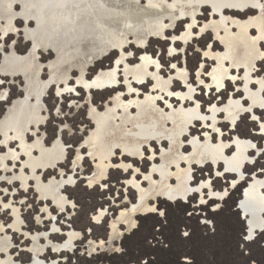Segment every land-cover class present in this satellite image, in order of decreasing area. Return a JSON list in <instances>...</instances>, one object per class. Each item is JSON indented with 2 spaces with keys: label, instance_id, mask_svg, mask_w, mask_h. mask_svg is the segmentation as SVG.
Masks as SVG:
<instances>
[{
  "label": "rangeland",
  "instance_id": "obj_1",
  "mask_svg": "<svg viewBox=\"0 0 264 264\" xmlns=\"http://www.w3.org/2000/svg\"><path fill=\"white\" fill-rule=\"evenodd\" d=\"M37 1L0 0V80L4 81L0 96L5 97L0 100V238L11 243L5 251L0 250V264H10L9 258L21 264L30 263L36 241L40 245L48 240L60 245L68 241L71 233L78 234L72 252L55 253L48 248L42 259L60 260V264H185L186 260L191 264H264V230L256 233L252 241H246L245 221L236 209L243 190L252 180L251 175L264 179V153L259 156L251 153L255 163L246 167L247 178L236 187L232 186L234 176L225 174V178H217L211 164L203 168L192 166L191 185L199 186L210 180L213 191H227L224 199L209 200L208 189L203 190V200L198 194H191L194 196L190 195L187 201L150 198L148 204L157 209L156 213L153 209L140 211L133 218L122 215L138 204V192L128 182L136 177L143 187H149L144 176L150 173L155 161L161 164V146L152 145L154 161L151 149L146 147L141 159L123 156L117 151L110 160L109 170L107 162L100 166L102 153L98 140L102 123L114 109L122 113L121 106L125 103L135 99L145 101L148 95L161 94L162 99L156 102L165 111H170L166 101L175 109L182 105L186 110L198 103L201 114L210 117L213 107L226 106L231 97L246 98L243 67L236 70L229 61L225 63L235 75L225 86L213 85L210 79L213 67L218 66V57L226 51L216 36L215 27L209 26L213 19L220 18L205 8L189 40L182 39L188 31V20H183L174 26L171 23L165 38H149L145 46L131 43L122 52L110 47L99 58L103 39L97 38L95 26L85 18L86 3L78 6L82 18L75 28L67 23L58 28L53 21V14L58 10L54 3L44 8L47 22L43 33L35 19L37 9L30 11L31 15L23 12L25 5ZM138 1L147 3V0ZM256 15V11L225 12V16L242 21ZM205 26L208 27L201 33L200 28ZM233 30L238 32L236 27ZM220 35H224V30ZM250 35L257 37L258 31L253 29ZM130 38L134 41L133 35ZM35 40L39 49L31 53ZM69 48L73 53L61 61L62 50ZM259 48L264 51V40L260 41ZM16 56L25 59L22 63H13ZM147 57L158 63L160 76L170 81L171 97L154 88L152 74L156 69L144 61ZM257 63L253 76L259 84L264 82V57L258 66ZM52 76L55 82L42 91L39 103L36 104L33 94L28 105L30 124L23 143L21 135L4 141L3 124L10 113L22 109L28 90H40V83L45 85ZM139 78L143 79L139 81ZM131 86L134 90L130 91ZM252 88L259 89L256 84ZM192 89L193 99L183 104L174 95L186 94ZM130 111L137 112L135 107ZM256 115L257 120L251 114L241 117L232 128L224 113H219L222 138L228 141L237 136L251 140L262 150L264 133L260 125L264 124V111H257ZM210 121L204 125L198 120L190 127L183 139L185 154L192 153L193 139L205 142L208 133L218 143V134L212 131ZM27 145L33 148L34 164L26 165ZM55 145H60L64 152L55 153L52 158L56 160L43 158L48 159V166L35 169L42 151ZM166 146L164 142L163 148L168 149ZM226 152L232 153L233 148ZM124 163L131 165L127 171L121 166ZM221 165L220 162V169ZM62 175L75 178V183L63 190L68 200L63 209L45 190L52 178L60 179ZM172 180L176 185L175 179ZM159 211L164 216L158 215ZM15 212L21 219L18 227H15ZM54 223L59 230H52ZM184 232H188L187 237Z\"/></svg>",
  "mask_w": 264,
  "mask_h": 264
},
{
  "label": "bare ground",
  "instance_id": "obj_2",
  "mask_svg": "<svg viewBox=\"0 0 264 264\" xmlns=\"http://www.w3.org/2000/svg\"><path fill=\"white\" fill-rule=\"evenodd\" d=\"M170 1L172 3L169 4L166 0H147V3L143 4L138 0H39L25 5L23 9V12L30 15V11L37 9L35 19L38 23V29L45 33L47 18L44 14V8L48 9V6L54 3L58 10L53 14V21L56 22L58 28L63 23H67L72 28H75L77 22L82 18L78 12V6L80 3H86L87 8L84 11L85 18L95 26L97 38L103 39L101 51L99 50V58L110 47H115L116 50L122 52V49L131 43L137 44V46H145L149 38H165V32L170 28L169 26L183 20H188V31L183 35L182 39L185 41L189 40L192 37L191 32L193 26L197 24V18L205 8L220 18L218 21L213 19V24L209 26L215 27L216 36L223 42L226 51L218 57V66L215 69L213 67L212 76L210 75L212 78L210 79H212L213 85L219 87L222 85L225 86L227 81L235 79V75L232 74L231 69L225 63L229 61L232 68L234 67L236 70H240L243 67L246 71L244 74L245 78L243 79V91L249 99L248 105L243 104L241 99L236 100L231 97L226 106L222 108L213 107L211 109L212 115L207 117L201 114L198 103H196L194 108L186 110L182 105L179 109H175L170 101H166L165 103L168 104L170 111H165L156 102L159 98L162 99L161 94L158 96L148 95L145 101L135 99L131 103L122 105V113L114 109L107 120L102 123L98 140V147L102 153L100 166L107 162L108 170L112 167L110 160L116 155L117 151H120L123 156L126 155L141 159L144 155V148L149 147L151 152H153V143H157L162 149V153L160 154L161 164L155 161L150 173L144 176L149 183L148 188L143 187L137 181L136 177L128 182L138 192V204L130 212L128 211L126 212L127 214L123 213L122 215H131L132 218L140 211H150L153 209L148 204L150 198L157 199L158 197H164L171 201H186L188 199L187 197L195 192H199L201 197H203V190L209 189L211 197L224 199L227 196V191H213L210 180L207 182L203 181L199 186L191 185L194 175L192 166L197 165L199 168H203L211 164V167H214L216 176L225 178V174L227 173L234 175L236 178L235 181H232V186L234 187L240 180L247 178L244 172L247 165L250 166L255 163L256 158L248 152L254 150H256L257 154H261L262 152L256 146L255 142L243 140L235 136L233 141L234 147L236 148L234 150L235 152L233 151L234 153L232 155L231 153L228 154L226 149L231 146L232 141H226L222 138L223 133L218 128L220 122L217 116L219 113H224L226 122L235 126L247 112L252 113L251 115L253 117H257L255 114L256 108L264 111V82L259 81L258 84L255 82L258 79H254L253 76L256 71V69L253 70L256 61L259 63L264 57V51L259 48L260 41L264 40V0ZM228 10L239 13L256 11L257 15L250 17L246 21H242L238 18L225 16V12ZM167 20L169 24H167ZM171 23L172 25H170ZM207 27L200 28L201 33ZM234 27L238 29L237 33H234ZM253 29L258 31L257 37L250 35ZM221 30H224V35H220ZM131 35L134 36V41L130 40ZM38 49L39 44L35 40L31 53L37 52ZM62 51L63 54L60 56L61 61H65L73 53L71 48L63 49ZM24 59L25 57L16 56L14 60L12 59V62L22 63ZM144 61L146 63H152L155 66L156 71L152 74V78L155 81L154 88L162 93L165 92L171 97L172 93L169 89L171 83L169 80H165L160 76L158 63L149 57L145 58ZM52 77L45 85L40 83V90H28L22 109L10 113L2 129L5 138L8 132H14L15 134L20 133L22 137L21 142L23 141L26 121L24 116L29 117L27 108L33 100L32 96L33 94L36 95L35 100L36 104H38L42 91L45 88L51 87L55 82V76ZM142 79L139 78L138 80L141 81ZM253 84H256L259 89L253 90ZM129 89L130 91L134 90L132 86ZM223 89L224 87L219 92ZM174 95L183 104L187 99L192 100L195 93H193L192 89L186 94L179 93ZM131 107H135L137 112L132 113L130 111ZM209 119L212 121V131L218 133V143L215 144L211 139V134L208 133L206 135L207 137H205V142H201L199 139H193L190 144L192 153L189 155L185 154L182 150L184 146L183 139L189 133L190 127L198 120H201L204 125H207ZM262 131L264 133V129ZM164 142L169 146L168 149L163 148ZM61 150L64 152L60 145H55L53 149L43 150L41 160L35 163L34 168L48 166V159H42L45 157L51 159L55 153ZM24 151L28 159L26 165L28 163L34 164L35 157L33 155V148L27 145ZM154 157L155 155L152 153V160ZM52 159L56 160V158ZM220 162L225 165L224 171L220 169ZM121 166L126 171L129 169L125 163ZM173 178L177 182L176 185L172 184ZM74 183L75 178L73 176L66 178L62 175L60 179L52 178L45 188L47 196L52 198L57 205L66 208L68 200L63 195V190ZM239 208H242L244 216L248 215L249 235L254 236L257 231L264 229V179H259L257 176L253 177L249 188L245 191V197L239 203ZM52 230L57 231L59 228L54 225ZM45 236L47 237V235ZM77 237L78 234L71 233L69 234L68 241L60 245L54 244L49 240L45 245H40L35 240L33 262L29 264H59V262L53 260L51 263L43 261L40 256L48 248H52L55 252L73 250ZM10 244L9 239L0 238L1 251L9 248ZM8 262L10 264H21L14 262L12 258H9Z\"/></svg>",
  "mask_w": 264,
  "mask_h": 264
},
{
  "label": "crops",
  "instance_id": "obj_3",
  "mask_svg": "<svg viewBox=\"0 0 264 264\" xmlns=\"http://www.w3.org/2000/svg\"><path fill=\"white\" fill-rule=\"evenodd\" d=\"M243 94H245L244 93V91H243ZM246 97V96H245ZM246 99H248L247 97L246 98H244V99H241V101H242V103H244V101H248V100H246ZM249 103V102H248ZM15 111V110H14ZM255 111L257 112V111H260L259 109L257 110V108L255 109ZM29 112V111H28ZM27 112V113H28ZM256 112H255V114H256ZM252 114V113H251ZM29 115H30V112H29ZM24 119H26V121H25V127H24V132H26L27 131V129L29 128V124H30V116L28 117V116H24ZM28 124V125H27ZM26 134V133H25ZM218 134V133H217ZM13 135H21L20 133L19 134H15L14 132H8V134H7V136H6V138L4 137V141H7L8 142V140H9V138H12V136ZM232 142L231 143H233L234 144V138L231 140ZM251 141V140H250ZM256 146H257V144H256ZM258 147V146H257ZM231 148H233V151L236 149L232 144H231V146H229V148H227V149H231ZM227 149H226V151H227ZM254 151H256V150H254ZM254 151H250V152H248L250 155H251V153H254L255 154V152ZM235 152V151H234ZM234 152H232V153H234ZM154 155H155V152L153 151L152 152ZM261 153H264V152H261ZM154 159H155V157L153 158V161H154ZM246 169V168H245ZM244 172H245V170H244ZM59 206V205H58ZM61 207V206H60ZM62 208V207H61ZM63 209V208H62ZM15 214V227H18L20 224H21V219H20V216H19V214H18V212H15L14 213ZM55 225V223L53 224V226ZM57 226V225H56ZM74 250V249H73ZM73 250H65V251H62V252H72ZM54 251V250H53ZM55 252V251H54ZM62 252H55V253H62ZM43 255V254H42ZM42 255L40 256L41 257V259H42ZM43 260V259H42ZM43 261H45V260H43ZM53 261H57V262H59V264H60V260H53ZM33 262V258H32V260H31V262L30 263H32ZM47 262V261H46ZM52 261H50L49 263H51ZM27 264H29V263H27Z\"/></svg>",
  "mask_w": 264,
  "mask_h": 264
},
{
  "label": "flooded vegetation",
  "instance_id": "obj_4",
  "mask_svg": "<svg viewBox=\"0 0 264 264\" xmlns=\"http://www.w3.org/2000/svg\"><path fill=\"white\" fill-rule=\"evenodd\" d=\"M228 11H229V10H228ZM217 16H218V15H217ZM176 98H177V97H176ZM178 100L181 101L179 98H178ZM246 100H248V99H246ZM181 102H182V101H181ZM247 102H249V100H248ZM168 108H169V107H168ZM258 109H259V108H257V110H258ZM249 113H250V112H247V114H249ZM247 114H246V115H247ZM250 114H251V113H250ZM229 124H230V123H229ZM231 127L233 128L234 126L231 125ZM232 145L234 146L233 143H232ZM228 148H229V147H228ZM227 150H228V149H227ZM254 152H255L256 155H261V154H262V153H261V154H257L256 151H254ZM232 154H233V153H231V155H232ZM255 154H254V155H255ZM252 165H253V164H252ZM252 165H250V166H252ZM224 166H225V165H223V164L221 165L222 169L225 168ZM248 166H249V165H247V167H248ZM223 171H224V170H223ZM227 175L234 176V175H231V174H229V173H227ZM227 175H226V176H227ZM254 176H257V175H253L251 178L253 179ZM216 177H217V178H220V177L222 178V176H216ZM237 177H238V176H237ZM246 177H247V174H246ZM244 179H245V178H244ZM244 179H243V180H240V181H239L234 187H236L238 184H240L242 181H244ZM237 180H238V178H237ZM249 184H250V183H249ZM248 188H249V186L246 187V188L243 190V192H242V199L238 202L237 207H236V209H237V210L240 212V214H241V218L245 221V225H246V234H247V235H249L248 215H245V216H244L242 208H241V209L239 208V203H241V201H242L243 198L245 197V191H246ZM208 190H209V189H208ZM193 194H194V195H195V194L200 195L199 192H195V193H193ZM194 195H191V196H194ZM200 196H201V195H200ZM203 196H204V195H203ZM208 196H209V198L211 197L210 194H209ZM189 197H190V195H189L187 198L189 199ZM202 198H203V197H201V199H202ZM188 199H187V200H188ZM214 199H216V198L211 197L209 200H214ZM187 200H186V201H187ZM240 207H241V206H240ZM263 230H264V229H263ZM263 230H262V231H263ZM257 232H259V231H257ZM257 232H256V233H257ZM256 236H257V235L255 234L253 237L255 238Z\"/></svg>",
  "mask_w": 264,
  "mask_h": 264
},
{
  "label": "snow or ice",
  "instance_id": "obj_5",
  "mask_svg": "<svg viewBox=\"0 0 264 264\" xmlns=\"http://www.w3.org/2000/svg\"><path fill=\"white\" fill-rule=\"evenodd\" d=\"M173 67H174V65H173ZM3 83H4V81L3 80H0V85H2ZM3 99H5V97L4 96H0V100H3ZM253 119L254 120H257L258 118L257 117H253ZM260 126H261L262 129H264V124H261ZM253 147H255V145H253ZM128 167H131V165H128ZM153 211L156 212L157 209H153ZM158 215L164 216V212L163 211H159L158 212ZM183 235L185 237H187L188 236V232H184ZM244 239L246 241H252L254 239V237L252 235H247V236L244 237ZM145 264H146V262H145ZM185 264H191V262L188 261V260H186Z\"/></svg>",
  "mask_w": 264,
  "mask_h": 264
}]
</instances>
